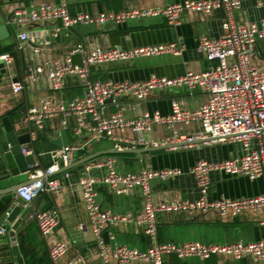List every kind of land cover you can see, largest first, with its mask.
Listing matches in <instances>:
<instances>
[{
    "label": "built area",
    "instance_id": "built-area-1",
    "mask_svg": "<svg viewBox=\"0 0 264 264\" xmlns=\"http://www.w3.org/2000/svg\"><path fill=\"white\" fill-rule=\"evenodd\" d=\"M241 9V0H186L172 3L165 7L147 8L134 11L109 12L98 15H71L69 0H59L58 4H46L38 10L27 13L17 11L8 21L9 26L33 27L37 24L61 22L62 29L77 26L120 25L130 21L166 19L172 27L181 24L184 13H197L205 18L215 11L222 10L226 19L223 34L219 38L207 36L199 38L196 50L204 55L211 66L204 72H188L185 75L168 78L152 76L138 82H112L95 80L92 76L94 67L128 64L139 59L161 56H180L186 51L182 40L134 49L89 50L85 45H78L64 61L32 69L21 82L13 84V92L19 94L26 84L34 82L39 74L47 70L50 88L61 92L66 80L78 78L84 85L83 96L62 102L55 107L52 100H46L39 107H33L25 118L27 125L34 124L38 130L44 128L47 120L57 115L63 117V126L74 119L73 134L82 138L89 134L96 141L107 140L115 150L152 149L170 144L209 141V143H233L242 147V155L235 159L217 162L198 161L185 172L180 168L153 170L143 168L138 172L123 173L118 168L115 156L99 157L83 166L79 185L88 214L89 228L98 241L99 258L104 264H164L165 258L175 255L182 261L196 259L207 261L213 256H225L234 261L248 260L254 264L264 263V240L257 242H235L213 244L202 242L164 243L158 242L159 221L161 216L184 214L189 217L216 212L220 218H237L243 214L264 215V194L246 199L211 198V176L220 174L227 177H244L250 181L264 180V19L260 22L242 24L236 14ZM57 29L55 36H59ZM20 42L32 39L29 32L18 35ZM20 49L23 46L20 45ZM80 56L81 63L76 64L73 57ZM186 91L193 95L202 92L208 95L206 103L196 109H185L181 101L174 100L171 112L162 115L145 112L136 118H127L123 113L105 114L109 99L116 103L125 96L136 101H146L154 93ZM198 125L199 131L193 135L180 134L175 127ZM156 127L173 130V139L165 143L150 138ZM131 131L135 139L126 137ZM33 138H36L33 135ZM84 150L80 144H72L50 153L52 165L43 170L37 165L30 171L31 184L22 187L17 194V203L24 208H31L35 199L42 193L57 190L60 184L51 177L61 167L68 168ZM23 154L33 155L31 149H23ZM195 180L199 198L190 200H171L157 202L153 195L156 182L167 183L185 174ZM105 188L117 197L133 195L137 189L143 198V207L137 212L116 214L103 210L99 203V192ZM33 218L44 238L55 234L61 220L55 212L33 211ZM134 224L140 227L151 239L153 245L141 250L120 245L113 247L102 234L111 225ZM7 231L0 230V238ZM69 245L59 241L49 248L52 264H84L81 257L65 260Z\"/></svg>",
    "mask_w": 264,
    "mask_h": 264
},
{
    "label": "crops",
    "instance_id": "crops-1",
    "mask_svg": "<svg viewBox=\"0 0 264 264\" xmlns=\"http://www.w3.org/2000/svg\"><path fill=\"white\" fill-rule=\"evenodd\" d=\"M186 0H69L71 15L122 11H134L147 8L165 7L172 3ZM59 0H0V26H7L10 37L0 39V118L13 113L17 121L18 136L31 134V143L23 149H31L36 158L39 169H47L52 165L50 153L62 147L55 145L61 139V131L67 133L69 145L80 144L84 150L76 157L77 163L87 157L104 151L115 150L114 145L107 141H96L89 134L76 138L73 134L74 119L63 126V117L57 115L47 120L42 130L34 124L27 125L25 118L33 107H39L46 100H52L55 107L62 102H68L75 97L83 96L85 89L82 82L75 77L66 80L63 91L53 92L50 88L47 70L37 76L36 81L26 84L24 90L15 94L13 84L23 81L32 69L51 64L54 61H64L78 45H85L89 50L100 48L104 50L134 49L160 44L173 43L182 40L186 51L180 56H161L139 59L120 67L118 65L94 67L92 76L95 80L112 82L145 81L152 76L175 78L188 72L200 73L206 71L211 64L204 55L197 52L199 38L207 36L219 38L223 34V24L226 19L222 10L205 18L197 13H184L181 24L172 27L166 19H150L130 21L120 25L109 26H77L63 30L61 22L37 24L33 27L9 26L8 21L17 11L27 13L38 10L46 4L56 5ZM238 22L242 24L258 23L264 19V0H241V9L236 14ZM57 29H61L59 36H55ZM29 32L32 39L20 42L18 35ZM20 45L23 49H20ZM19 57V68L13 54ZM76 64L81 63V57L75 56ZM264 63V58H263ZM18 79V81H16ZM183 103L185 109H196L208 100V95L196 92L193 95L186 91H171L154 93L146 101H136L125 96L116 103H107L104 110L107 116L123 113L127 118H136L145 112H160L168 115L171 112L172 101ZM1 128V125H0ZM175 130L180 134L193 135L199 131L198 125L187 127L177 126ZM35 135L36 138H33ZM174 131L166 127H156L150 138L160 143L172 140ZM126 137L135 139L131 131ZM136 150H145L143 148ZM4 151L0 145V173L7 169L4 163ZM242 155V147L233 143H207L198 146H188L176 149H166L142 154H121L115 156L118 168L123 173L138 172L143 168L163 170L180 168L188 173L198 161L217 162L235 159ZM103 157V156H102ZM189 159L191 161H189ZM84 165L63 171L61 167L53 177L60 187L57 190L40 194L30 208L29 217L17 231L21 255L26 264H52L49 258V248L59 242L69 245V252L65 260L81 257L84 264H104L99 258L98 241L89 228L88 214L82 198L79 185ZM167 183L156 182L153 195L157 202L171 200H190L199 198V190L195 180L189 174ZM31 181L30 172L16 177L0 179V189H7L18 184ZM264 194V180L250 181L244 177H227L220 174L211 176V198L246 199ZM17 196L7 197L0 202V217L5 205ZM18 202V201H17ZM99 203L103 210L116 214L137 212L143 207V198L137 189L133 195L117 197L105 188L99 192ZM33 211L55 212L61 225L55 234L44 238L33 218ZM19 219V218H18ZM103 239L113 247L127 245L132 248L147 250L153 242L143 230L134 224L111 225L102 234ZM264 240V215L243 214L237 218L222 219L216 212L189 217L184 214L161 216L159 221L158 242L188 243L202 242L213 244H229L235 242H257ZM0 254L2 264H16L11 254L8 231L0 238ZM111 264H117L113 261ZM133 264H148L136 262ZM164 264H254L251 261H234L225 256H213L207 261L189 259L180 260L175 255L165 258ZM264 264V263H263Z\"/></svg>",
    "mask_w": 264,
    "mask_h": 264
},
{
    "label": "water",
    "instance_id": "water-1",
    "mask_svg": "<svg viewBox=\"0 0 264 264\" xmlns=\"http://www.w3.org/2000/svg\"><path fill=\"white\" fill-rule=\"evenodd\" d=\"M10 37V31L7 26H0V39L5 40ZM15 59L16 65L19 68V57L17 53L13 54ZM123 67L124 65H118ZM18 81V79L16 80ZM113 102V99H109L107 103ZM0 145L2 150L4 151V163L7 166V169L0 173V179L4 177H16L19 175H24L29 173L33 166H35L36 158L33 155H24L23 154V146L28 145L31 143V134L27 133L22 136H18L17 134V121L15 120V116L13 113L5 115L4 117L0 118ZM61 139L55 141V145L58 147H68L70 146L67 140V133L65 131H61L59 134ZM209 141H195L192 145L188 143H180V144H170L161 146L158 148L152 149H145V150H110L104 151L101 153H97L90 157H87L77 163L72 164L68 168H64L63 171H68L72 168L78 167L80 165H85L90 163L91 161L102 157V156H117L121 154H142L147 152L159 151V150H166V149H176L181 147H188V146H198L201 144H207ZM32 182L29 181L27 183H22L15 185L13 187L7 189H0V202L12 196H17L18 191ZM31 211L30 208H24L23 206L19 205L16 200H10L4 207L3 212L1 213L0 217V230L8 231V238L10 243V250L11 254L16 259V264H25V260L21 255V250L18 243V236L17 231L22 225V223L29 217ZM19 218V219H18ZM0 264L1 261V254H0Z\"/></svg>",
    "mask_w": 264,
    "mask_h": 264
},
{
    "label": "rangeland",
    "instance_id": "rangeland-1",
    "mask_svg": "<svg viewBox=\"0 0 264 264\" xmlns=\"http://www.w3.org/2000/svg\"><path fill=\"white\" fill-rule=\"evenodd\" d=\"M189 161H191V160L189 159Z\"/></svg>",
    "mask_w": 264,
    "mask_h": 264
},
{
    "label": "trees",
    "instance_id": "trees-1",
    "mask_svg": "<svg viewBox=\"0 0 264 264\" xmlns=\"http://www.w3.org/2000/svg\"><path fill=\"white\" fill-rule=\"evenodd\" d=\"M25 264H26V262H25Z\"/></svg>",
    "mask_w": 264,
    "mask_h": 264
}]
</instances>
